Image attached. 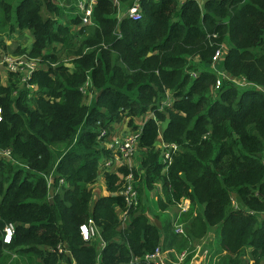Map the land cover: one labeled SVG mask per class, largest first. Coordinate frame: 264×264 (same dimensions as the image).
Listing matches in <instances>:
<instances>
[{
    "label": "trees",
    "instance_id": "obj_1",
    "mask_svg": "<svg viewBox=\"0 0 264 264\" xmlns=\"http://www.w3.org/2000/svg\"><path fill=\"white\" fill-rule=\"evenodd\" d=\"M60 1L0 0V36L29 31V47L12 54L41 63L27 82L34 95L13 74L0 83V148L12 158L0 160V264H153L142 257L160 243L187 248L188 261L209 230L214 264H264V0H138V20L121 16L114 0H96L91 25H80L72 3L62 17ZM219 43L218 67L249 87L221 79L214 89ZM85 81L95 90L88 105ZM148 112L137 168L105 172L109 194L90 205L98 160L110 154L98 147V129L127 118L134 130ZM159 129L163 143L177 146L166 167ZM128 172L137 205L121 226L115 208L124 206L118 192ZM157 188L158 225L145 207ZM182 198L189 208L176 222L164 210ZM88 218L96 231L84 241L78 226ZM7 224L13 234L4 244Z\"/></svg>",
    "mask_w": 264,
    "mask_h": 264
},
{
    "label": "built area",
    "instance_id": "obj_2",
    "mask_svg": "<svg viewBox=\"0 0 264 264\" xmlns=\"http://www.w3.org/2000/svg\"><path fill=\"white\" fill-rule=\"evenodd\" d=\"M95 1L96 0H85L84 3L79 5L80 25H89L91 23V11ZM194 1H200V0H194ZM122 15L129 18L130 20L140 19L141 12H140L138 0H130V4L126 7L124 13H121V16ZM215 37L216 34H211V38H215ZM224 52H225V47L222 43H220L215 47L210 58V67L213 69V71H215L216 74L214 89L218 88L221 79L229 80L235 85L241 87H247V86L249 87L251 84L245 81L242 77H237V78L232 77L224 69L218 67V63L221 62ZM9 56L10 55L3 54L0 59V64L3 65L4 69L8 74H13L16 76L17 81L20 85L26 83V87L28 88L29 93L31 95H34V92L36 91V86L34 84H28L27 82L30 78L31 72L34 69L41 67L40 60L38 58H28L27 56L15 57V59H13L11 58L12 56L10 57ZM19 58H22V60ZM90 88H91L90 84L87 81H85L84 84L79 88L81 95L86 96ZM0 119H1V114H0ZM140 129L141 127H136L134 130L131 129L123 138L114 139L111 143H108L107 148L110 150V154L108 157H103L100 163L103 169H107V167L111 165L112 160L121 161L125 163L122 165L125 166L128 170L132 169V167H129L127 165L134 156V150L139 137ZM107 135H108L107 129L99 128L98 138H102V140L99 141L98 144L103 140H105ZM159 148H160L161 161L166 167L167 165H169L171 161V155L175 153L177 146L174 143L162 142ZM260 159L262 164L264 165V150L261 151ZM0 160L12 161L10 150L8 148H0ZM136 168L137 167H135V169ZM123 181H124L123 187L120 189L118 193L123 197L124 206L123 208H117L118 217L120 220V224L122 226H124V221L127 217L128 210L137 205V193L136 190L134 189L136 181L132 173L128 172L124 174ZM59 182L63 183V180L60 179ZM183 201H185V204L180 205L179 207L180 212H183L187 206L186 203L188 201L186 199H184ZM176 220H177V215L174 217V221ZM95 231L96 230L94 223L89 218L84 223H81L78 226L79 235L84 241L90 239ZM173 232L178 235H184L183 225L181 223L174 222ZM12 234H13V225L12 224L5 225L2 228V232H1V242L4 244H8L11 241ZM102 246L103 243L99 242V249ZM56 251L59 253L61 252L67 253V249H65V247L64 246L62 247L61 245L56 246ZM165 253L166 251H162L160 246H157L154 248L153 251L145 253L142 259L145 262H151L153 264H167ZM203 254L207 257V259L209 258L210 253L208 252V250L207 251L204 250ZM185 257H186V251L182 250L178 254V260L180 262H183ZM214 259L215 257L213 256L212 260ZM186 264H206V258L205 260L200 262L190 260Z\"/></svg>",
    "mask_w": 264,
    "mask_h": 264
},
{
    "label": "crops",
    "instance_id": "obj_3",
    "mask_svg": "<svg viewBox=\"0 0 264 264\" xmlns=\"http://www.w3.org/2000/svg\"><path fill=\"white\" fill-rule=\"evenodd\" d=\"M3 55V54H1ZM7 76V72L6 70L4 69L3 65L0 64V77L3 78V81L0 82L1 84H4V79L6 78ZM95 95V90L93 88H90L89 91H88V94L86 96L91 97L93 98ZM169 96V95H167ZM151 113H146L145 116L143 118H136L133 120V124L136 125V127H141L143 122H144V119L148 118V117H151ZM131 130V128L129 126H127V118H124L122 119L120 122H112L110 124V130H108V135L107 137L105 138V140H103L102 142H100L98 144V147L99 148H103V149H108L107 148V145L108 143H111L114 139H121L123 138L129 131ZM158 141L156 143V147H160L162 141H161V138H160V129L158 131ZM136 147H135V150H134V153L135 155L133 156V158L130 160L129 164L127 166L129 167H132L135 169V167L138 165V157H139V153L136 151ZM138 156V157H137ZM102 156L99 158L98 160V170H97V177H96V180L94 181L93 184L90 185V190H91V200H90V205H92L93 201L96 200L98 197H101V196H106L108 195L109 193L106 191L105 189V184H104V173L105 172H114V173H117L118 172V169L123 166L122 164H125L121 161H118V160H112V163L109 167H107V169H103V167L100 165L101 163V160H102ZM159 189L157 188L156 191H153V192H149L148 195H147V199H150V201H146V206H149L150 207V210L153 212L154 210L157 211V204H156V201L158 199V197H160V194H159ZM184 199L186 198H182L180 199L179 202L176 203V205L172 208H167L164 210L165 213L169 214L170 216H180V214L182 213H185L188 211V208H189V201L186 203V209L183 211V212H180L179 211V207L181 204H185V201H183ZM148 210V209H147ZM115 212L117 214V217H118V209L117 207L115 208ZM148 211H147V215H148ZM149 218V217H148ZM157 225L159 224V222L157 220L154 219V221ZM122 226V225H121ZM210 235L209 239L205 240V241H202V243L200 244L199 241L202 240L203 238H206L207 235ZM214 237V232L212 230H209L206 235H204L203 237H201L200 239H198L197 241L193 242L192 243V253H191V257L189 258L188 261L190 260H193V261H203L205 260L206 258V261H209L207 259V257L203 254V251L204 250H208V252L210 253V247H212V244H210V246L208 245V243H211L212 239ZM160 248L162 251H166L165 253V257H166V260H167V264H186L188 261H184L183 262H180L178 260V254L181 252H177V251H174V248L172 247H167V248H164L161 246V243L159 244ZM196 246V247H195ZM248 261H252V260H248ZM72 264H75V263H72Z\"/></svg>",
    "mask_w": 264,
    "mask_h": 264
},
{
    "label": "rangeland",
    "instance_id": "obj_4",
    "mask_svg": "<svg viewBox=\"0 0 264 264\" xmlns=\"http://www.w3.org/2000/svg\"><path fill=\"white\" fill-rule=\"evenodd\" d=\"M52 1H53V3H55V0H52ZM84 1L85 0H63V1H60L61 2L60 5H62V8H63L62 13H61V16L64 17V14H67V10L66 9L68 7H70V4L71 3H72V6H73V10H71L70 13L71 14H74V13H78L79 14V11H80L79 5L82 4V3H84ZM114 2H115V5H116V10L118 12H120V13L121 12L124 13V8H126L125 6L127 5V3L126 4L123 3V5H122L117 0H114ZM89 25H91V24H89ZM4 36H5V34L4 35H1L0 37H2V39H3V41H4L5 45H6V49L5 50H1L0 49V54L10 55V56H12L11 58H13V59H15V57H25L26 56V53L25 52H20V53L14 55V54H12V50L16 46H19L20 49H23V48L26 49L27 47H29V45H30V43L32 41V36L29 33V31L23 30L22 33L14 32L13 34H10L9 37H4ZM219 44H217V45H219ZM19 59L22 60V58H19ZM7 76H8V73H7ZM7 76L4 79V82H6V79L8 78ZM2 81H3V78L0 77V82H2ZM13 81L18 82L17 81V78L15 80H13ZM4 84H2V85H4ZM81 96H82L81 102L83 104H85V105H88L90 103V100L92 98L91 97L88 98V96H83V95H81ZM134 155H135V153H134ZM150 199H151V197H150ZM150 199H147V200L150 201ZM146 209H148L147 211L149 213L148 214L149 219L151 221H154V218H153L152 214L155 212V210L152 212L150 210V207L149 206H147ZM118 220H119V217H118ZM209 237H210V235L208 234L206 236V238H203L202 240H200L199 243L201 244L202 241H205V240L209 239ZM189 247H191V246H189ZM184 250L186 251V255H187L189 253L188 249L187 248H184ZM190 252H192V251H190ZM212 257L213 256L211 254H209V258H208L209 261H206V264H214L216 262V259L212 260ZM247 264H252V261H248Z\"/></svg>",
    "mask_w": 264,
    "mask_h": 264
}]
</instances>
